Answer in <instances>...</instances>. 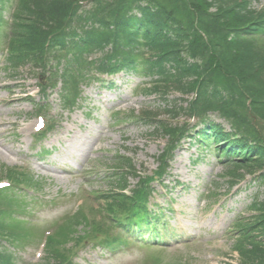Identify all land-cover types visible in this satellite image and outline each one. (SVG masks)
Returning a JSON list of instances; mask_svg holds the SVG:
<instances>
[{
    "label": "rangeland",
    "instance_id": "obj_1",
    "mask_svg": "<svg viewBox=\"0 0 264 264\" xmlns=\"http://www.w3.org/2000/svg\"><path fill=\"white\" fill-rule=\"evenodd\" d=\"M249 2L255 10L264 6V0ZM79 71L72 73L77 77ZM16 73L10 83H4L10 85L9 92L0 90V166L22 168L33 175L37 187L41 188L39 193L25 192V196L20 197L25 205L22 209L27 211L23 218L34 225L33 230L38 234L14 249L13 256L14 264L15 259L16 264H41L46 254L40 246L39 233L55 229L54 223L66 214H74L79 209L76 217L83 215L93 228L109 226L108 217L101 210L102 200L97 195L109 190L110 179L106 178L112 174L115 154L131 158L138 171L155 170V158L164 149L166 138L154 133L153 128L124 118L145 109L161 112L165 105H181L183 99L173 92L164 103L154 97L134 95V87L148 82V78L127 74L105 78L115 82L112 87L90 83L82 89L72 107L65 110L60 107L61 84L57 82L55 90L47 91L45 103L49 110L42 113L49 124L52 121L53 129L42 143L35 144L33 105L41 96H37L36 78H32L28 68ZM4 75L7 74L2 72ZM77 80L79 90L83 83ZM27 95H31V101H25ZM100 105L110 106L113 116ZM119 118L124 120L117 123ZM211 119L229 129L217 117ZM187 144L186 141L175 152L170 176L163 181L168 193L155 185L154 201L163 208L160 212L169 224L163 245L149 249L124 236L126 245L112 252L79 250L75 264H140L150 257L158 258L161 264L238 263L237 254L231 249L234 233L228 235L227 230L237 214L249 216L245 209L253 197L264 200V187L249 184V180L247 189L226 198L223 205L217 203L230 189V179L223 177L229 167L221 163L223 158L213 156L209 148L199 154L197 148L189 149ZM127 180L132 189L137 179L128 177ZM176 181L180 182L177 187L174 186ZM92 192L97 194L91 195ZM32 195L34 200L30 199ZM169 198L171 203L167 202ZM81 228L76 226L77 231Z\"/></svg>",
    "mask_w": 264,
    "mask_h": 264
},
{
    "label": "trees",
    "instance_id": "obj_2",
    "mask_svg": "<svg viewBox=\"0 0 264 264\" xmlns=\"http://www.w3.org/2000/svg\"><path fill=\"white\" fill-rule=\"evenodd\" d=\"M80 1L87 0H19L15 49L23 50V54L11 60L12 67L33 62L31 53L43 54L49 37L60 43L69 41L74 58L89 49L100 51L111 45L113 54L103 59L110 62L109 70L142 66L146 73L157 75L155 85L145 91L147 95L154 93L166 99L169 92L181 96L193 93L195 99L187 100L186 109L172 106L165 113L174 117L179 111L202 117L207 112L216 113L238 136L242 151L232 154L243 159L233 161V169L251 173L264 170V9L247 10L245 0H95L92 8L81 10L77 5ZM127 22L139 23L135 25L144 31L145 45H133L120 34ZM145 49L150 51L147 58ZM32 59L39 66L46 64L43 56ZM133 119L154 126L156 133L168 137L171 147L160 157L164 165L184 130L163 122L160 113L145 111ZM218 136L227 142L231 134ZM249 141L256 147L249 146ZM248 149H257L260 155L248 157L249 152L244 153ZM114 163L117 173L111 177L117 183L113 187L122 190L126 188L125 177L134 169L129 159L119 157ZM258 179L264 184V172ZM114 193L109 191L103 198L109 218L118 212L129 216L127 222L134 220L142 226L146 221L143 191H135L132 198ZM251 209L257 216L239 223L245 230L237 232L233 248L240 264H264V202L255 201ZM83 223L88 224L80 218L57 230L47 243L49 257L43 264H72L71 252H62L60 246L68 243L75 231L70 225ZM92 235L87 232L83 238ZM98 243L102 245L103 240Z\"/></svg>",
    "mask_w": 264,
    "mask_h": 264
}]
</instances>
